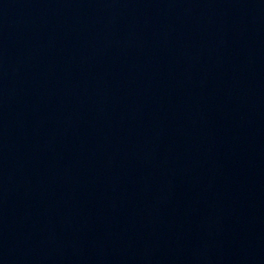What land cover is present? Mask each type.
I'll use <instances>...</instances> for the list:
<instances>
[{"label": "water", "instance_id": "1", "mask_svg": "<svg viewBox=\"0 0 264 264\" xmlns=\"http://www.w3.org/2000/svg\"><path fill=\"white\" fill-rule=\"evenodd\" d=\"M0 264H264V0H0Z\"/></svg>", "mask_w": 264, "mask_h": 264}]
</instances>
